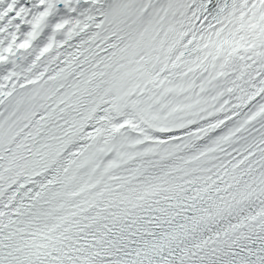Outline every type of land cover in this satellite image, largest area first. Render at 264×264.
Masks as SVG:
<instances>
[{"label":"snow or ice","instance_id":"obj_1","mask_svg":"<svg viewBox=\"0 0 264 264\" xmlns=\"http://www.w3.org/2000/svg\"><path fill=\"white\" fill-rule=\"evenodd\" d=\"M0 264H264V0H0Z\"/></svg>","mask_w":264,"mask_h":264}]
</instances>
